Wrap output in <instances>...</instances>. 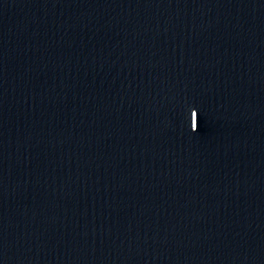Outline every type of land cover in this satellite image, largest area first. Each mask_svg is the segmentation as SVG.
<instances>
[{
  "label": "water",
  "instance_id": "95a60500",
  "mask_svg": "<svg viewBox=\"0 0 264 264\" xmlns=\"http://www.w3.org/2000/svg\"><path fill=\"white\" fill-rule=\"evenodd\" d=\"M0 264H264V0H0Z\"/></svg>",
  "mask_w": 264,
  "mask_h": 264
}]
</instances>
